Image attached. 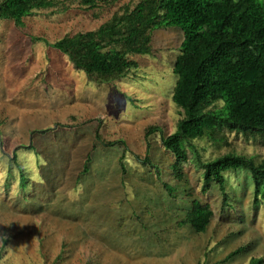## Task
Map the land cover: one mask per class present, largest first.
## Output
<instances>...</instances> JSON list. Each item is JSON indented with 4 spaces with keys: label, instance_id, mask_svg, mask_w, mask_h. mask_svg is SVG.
Instances as JSON below:
<instances>
[{
    "label": "rangeland",
    "instance_id": "obj_1",
    "mask_svg": "<svg viewBox=\"0 0 264 264\" xmlns=\"http://www.w3.org/2000/svg\"><path fill=\"white\" fill-rule=\"evenodd\" d=\"M128 1L137 0H116L98 17L76 4L62 12L39 11L18 29L0 20V264L264 259V204L254 201L247 169L224 172L230 206L215 184L203 193L202 169L190 149L183 179L172 175L173 156L161 138L182 117L171 99L172 65L183 39L178 27L154 30L151 52L135 55L137 68L110 84L89 81L44 41L91 31ZM150 127L157 130L147 133ZM96 128L101 140L117 143L95 141ZM193 143L202 161L225 153L264 159L259 135L224 131L218 144L206 137ZM13 154L27 174L25 188L16 170L9 174ZM192 198L208 202L213 212L203 233L178 224ZM238 247L239 254L221 261Z\"/></svg>",
    "mask_w": 264,
    "mask_h": 264
},
{
    "label": "trees",
    "instance_id": "obj_2",
    "mask_svg": "<svg viewBox=\"0 0 264 264\" xmlns=\"http://www.w3.org/2000/svg\"><path fill=\"white\" fill-rule=\"evenodd\" d=\"M115 1L0 0V20H10L18 29L24 26L26 16L39 11L62 12L74 4L98 17ZM170 26L183 33L172 65L176 79L171 92L172 102L181 110L182 117L176 130L161 138L163 147L173 156L172 175L183 179L182 167L190 159V149L202 169L203 193L215 184L221 191L223 205L228 206L224 172L244 168L253 180L254 201L264 204V159L255 162L242 154L225 153L202 161L193 143L206 137L218 144L224 141V131L264 137V0L128 1L91 31L65 34L54 42L44 41L66 55L73 68L83 71L89 81L110 84L137 68L135 55L151 52L154 30ZM218 101L222 102L220 108L214 107ZM155 130L156 127H150L147 133ZM94 132L95 141L104 145L117 143L101 140L97 128ZM89 161L90 156L83 173L88 170ZM146 163L151 164L149 160ZM21 167L13 154L9 174L13 177L16 170L17 181L25 188L27 174ZM164 186L172 194V188ZM212 215L208 202L192 198L178 224L203 233ZM242 249L238 247L221 261L231 259ZM249 264H264V259L251 258Z\"/></svg>",
    "mask_w": 264,
    "mask_h": 264
}]
</instances>
